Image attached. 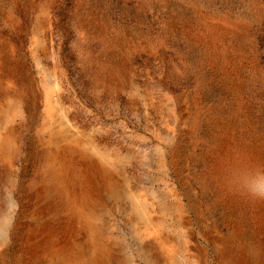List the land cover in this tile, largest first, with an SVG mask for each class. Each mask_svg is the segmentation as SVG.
<instances>
[{"label":"rangeland","instance_id":"rangeland-1","mask_svg":"<svg viewBox=\"0 0 264 264\" xmlns=\"http://www.w3.org/2000/svg\"><path fill=\"white\" fill-rule=\"evenodd\" d=\"M54 84L70 132L112 153L119 196L50 140ZM90 171L120 264L168 262L141 257L127 184L170 207L171 264H264V0H0V264L88 239L71 200Z\"/></svg>","mask_w":264,"mask_h":264},{"label":"bare ground","instance_id":"bare-ground-1","mask_svg":"<svg viewBox=\"0 0 264 264\" xmlns=\"http://www.w3.org/2000/svg\"><path fill=\"white\" fill-rule=\"evenodd\" d=\"M53 89L56 91V96H53V99L50 100L47 124L50 140L56 141V139H64L68 142V145L76 146V148L79 147L85 156L88 155V158H90L92 162H96L97 172H101V176H104L105 182L103 183L102 189V191L105 192L104 194H110L109 196L112 198L119 196L121 189L119 190L118 183L109 175V172H111L110 167H114L112 164V153L106 148L99 146L85 135L70 132L73 125L68 117L66 106L61 101L60 95L57 92L60 88L57 84H54ZM90 174L91 176H86L87 178L85 181L88 180L85 184V191L82 196L74 197L71 200L74 208L79 211L80 222L83 221L88 228V239L82 244L74 242L75 244H73L71 248L62 244L57 245L55 250L53 249L50 252L51 256L50 253L48 255L50 257V264H57L56 262H60L58 264H120V260L117 259L115 254L116 245L119 246L120 244V237L114 235V227H110L108 228L110 234H107L106 238H104V231L102 230L104 224L101 223L104 221L100 219V216H104V208H93V201L98 197L100 190L96 191V182H94L95 172L90 171ZM87 190H89V192ZM123 195L126 198H130L133 202V212L140 221V223L135 226V233L141 236V238L146 240L150 238L151 240L144 244L145 248H139L141 257L145 255L146 261L152 263L155 254L154 250H156L155 247L157 246L167 257V264H171V262L175 260V257L177 258V254L175 251V244L173 243L174 241L172 238H169V235L165 232L166 228H169L171 225L167 221L170 207L167 206L166 203L160 204L161 200L157 192H154V189H142L127 184ZM176 209L178 213L182 211V207L179 205ZM148 243L151 245H149V248ZM57 257L58 259H56L55 262L54 260ZM128 264L137 263H135L134 259H129Z\"/></svg>","mask_w":264,"mask_h":264}]
</instances>
